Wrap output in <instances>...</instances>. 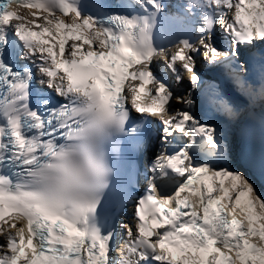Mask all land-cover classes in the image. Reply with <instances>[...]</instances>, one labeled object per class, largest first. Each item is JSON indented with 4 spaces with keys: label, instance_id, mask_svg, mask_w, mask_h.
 <instances>
[{
    "label": "snow or ice",
    "instance_id": "1",
    "mask_svg": "<svg viewBox=\"0 0 264 264\" xmlns=\"http://www.w3.org/2000/svg\"><path fill=\"white\" fill-rule=\"evenodd\" d=\"M257 181L264 0H0V264H264Z\"/></svg>",
    "mask_w": 264,
    "mask_h": 264
},
{
    "label": "bare ground",
    "instance_id": "2",
    "mask_svg": "<svg viewBox=\"0 0 264 264\" xmlns=\"http://www.w3.org/2000/svg\"><path fill=\"white\" fill-rule=\"evenodd\" d=\"M188 86V78H187V76H185V79H184V86ZM174 101V100H173ZM175 102V101H174ZM175 104L178 106V107H180V105L178 104V103H176L175 102ZM257 186L258 187H264V184H261L260 183V181H257ZM256 211L257 212H260L261 211V209L259 208V206H257V208H256ZM14 233V232H13Z\"/></svg>",
    "mask_w": 264,
    "mask_h": 264
}]
</instances>
